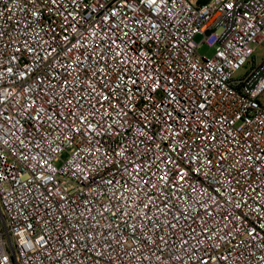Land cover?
Instances as JSON below:
<instances>
[{
  "label": "built area",
  "instance_id": "built-area-1",
  "mask_svg": "<svg viewBox=\"0 0 264 264\" xmlns=\"http://www.w3.org/2000/svg\"><path fill=\"white\" fill-rule=\"evenodd\" d=\"M263 42L264 0H0V264H264Z\"/></svg>",
  "mask_w": 264,
  "mask_h": 264
},
{
  "label": "rangeland",
  "instance_id": "rangeland-1",
  "mask_svg": "<svg viewBox=\"0 0 264 264\" xmlns=\"http://www.w3.org/2000/svg\"><path fill=\"white\" fill-rule=\"evenodd\" d=\"M197 41L202 44V42L204 41V38L202 36H198L197 37ZM214 52H215V49H209L205 45H203L202 48H201V50H200V53L201 54H207L209 56H212L214 54ZM255 55L257 56L259 62L264 61V42L257 47ZM245 73H246L245 70H241L240 72L237 73V75L238 76H242ZM67 156L68 155L65 154L64 158H67Z\"/></svg>",
  "mask_w": 264,
  "mask_h": 264
},
{
  "label": "water",
  "instance_id": "water-1",
  "mask_svg": "<svg viewBox=\"0 0 264 264\" xmlns=\"http://www.w3.org/2000/svg\"><path fill=\"white\" fill-rule=\"evenodd\" d=\"M244 2H246V0H243ZM211 31L207 32V35H210ZM264 75V70H262L259 74H257L256 78H255V83Z\"/></svg>",
  "mask_w": 264,
  "mask_h": 264
}]
</instances>
